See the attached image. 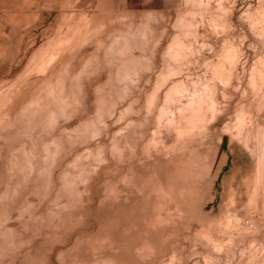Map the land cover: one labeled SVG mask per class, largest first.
<instances>
[{
    "label": "rangeland",
    "instance_id": "374dc122",
    "mask_svg": "<svg viewBox=\"0 0 264 264\" xmlns=\"http://www.w3.org/2000/svg\"><path fill=\"white\" fill-rule=\"evenodd\" d=\"M0 264H264V0H0Z\"/></svg>",
    "mask_w": 264,
    "mask_h": 264
},
{
    "label": "bare ground",
    "instance_id": "6f19581e",
    "mask_svg": "<svg viewBox=\"0 0 264 264\" xmlns=\"http://www.w3.org/2000/svg\"><path fill=\"white\" fill-rule=\"evenodd\" d=\"M205 98V97H204ZM204 100V99H203ZM207 101V100H206ZM209 102H211V101H209ZM213 102V101H212ZM195 104V103H194ZM208 104V103H207ZM195 106V107H194ZM193 107V111L191 112V116L190 117H188V119H190L189 121H191V123L192 122H194V121H198V120H201L203 117H204V115H205V113L203 112V106H204V101H202V100H199L198 101V103L196 104V105H194ZM206 106V105H205ZM212 106H213V104H209L208 105V108H211L212 109ZM207 107V106H206ZM214 108V107H213ZM210 109V110H211ZM184 119V118H183ZM189 121H187L186 120V122H189ZM190 125V124H189Z\"/></svg>",
    "mask_w": 264,
    "mask_h": 264
}]
</instances>
